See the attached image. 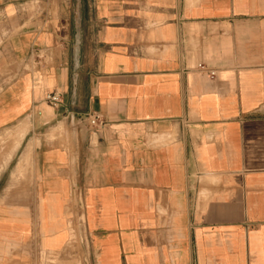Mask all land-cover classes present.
Segmentation results:
<instances>
[{
	"label": "crops",
	"instance_id": "obj_1",
	"mask_svg": "<svg viewBox=\"0 0 264 264\" xmlns=\"http://www.w3.org/2000/svg\"><path fill=\"white\" fill-rule=\"evenodd\" d=\"M29 1L0 0V264H264V0Z\"/></svg>",
	"mask_w": 264,
	"mask_h": 264
},
{
	"label": "rangeland",
	"instance_id": "obj_2",
	"mask_svg": "<svg viewBox=\"0 0 264 264\" xmlns=\"http://www.w3.org/2000/svg\"><path fill=\"white\" fill-rule=\"evenodd\" d=\"M67 0H30L27 4H25L22 8V13L25 16L26 20L28 22H31L35 19L41 18L43 15H52L56 17L60 10H66L67 4H65ZM11 11L7 14L9 15V18H12ZM0 28L4 30V26L2 22H0ZM18 25L12 24V29L16 30L18 29ZM36 67V57H31L28 62H26L25 68L28 72L35 71ZM22 169H18L17 172H22ZM39 264H64L59 261L58 257L54 254L46 255L42 252L39 257Z\"/></svg>",
	"mask_w": 264,
	"mask_h": 264
},
{
	"label": "built area",
	"instance_id": "obj_3",
	"mask_svg": "<svg viewBox=\"0 0 264 264\" xmlns=\"http://www.w3.org/2000/svg\"><path fill=\"white\" fill-rule=\"evenodd\" d=\"M197 69L205 72L210 78H213L215 76V70L209 69L206 66H204L203 64H198ZM46 100L52 106H56L60 102L59 101V94L56 92L50 93L46 96ZM87 118H88L89 124L93 128H98V127L102 126V124H103L102 118L96 112H91L90 114H88Z\"/></svg>",
	"mask_w": 264,
	"mask_h": 264
}]
</instances>
